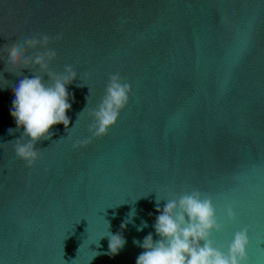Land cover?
I'll return each mask as SVG.
<instances>
[{"label": "water", "instance_id": "obj_1", "mask_svg": "<svg viewBox=\"0 0 264 264\" xmlns=\"http://www.w3.org/2000/svg\"><path fill=\"white\" fill-rule=\"evenodd\" d=\"M36 32H63L51 67L78 73L70 129L54 125L26 168L4 144L23 131L8 132L22 77L0 59V264H136L133 240L158 239L156 197L193 189L223 222L217 245L246 227L248 264H264V0H0V57ZM116 71L132 86L127 106L107 135L73 149ZM109 231L126 239L114 256Z\"/></svg>", "mask_w": 264, "mask_h": 264}, {"label": "clouds", "instance_id": "obj_2", "mask_svg": "<svg viewBox=\"0 0 264 264\" xmlns=\"http://www.w3.org/2000/svg\"><path fill=\"white\" fill-rule=\"evenodd\" d=\"M63 38V32L55 35L36 32L18 42L2 46L6 52L5 56L0 57L5 65L4 71L22 77L11 89L14 99L9 111L16 128H10L8 132L23 131L18 138L4 144L11 143L16 157L24 161L29 169L36 165L41 155V149L36 145L42 140L51 139L55 134L51 130L54 125L63 124L65 129H70V118L66 113L72 108L69 102L72 94L66 86L77 79L78 73L71 64L64 65L62 72L51 67L58 53L50 45ZM23 69H28L31 76L24 75ZM131 93V84L124 80L119 71L109 73L100 102L89 110L91 122L87 125V131L90 135L76 140L73 149L107 135L127 106ZM87 107L88 103L80 113ZM161 201H165L162 207ZM156 204L159 215L155 217L153 227L158 239L149 233L142 241L133 240L136 246L144 250L138 255L136 264H248L250 239L246 227L235 232L226 246L217 245L213 240V233L221 232L224 225L217 217L211 196L193 189L172 199L156 197ZM135 215L136 212L132 210L121 223V229L133 223L132 217ZM226 215L229 220L236 219L231 205L227 207ZM146 226L147 222H142L137 230L141 231ZM106 237L109 240L108 254H119L126 244L122 232L109 231Z\"/></svg>", "mask_w": 264, "mask_h": 264}]
</instances>
